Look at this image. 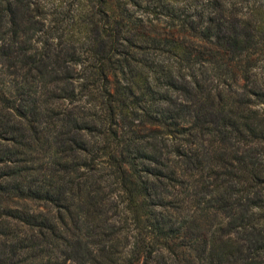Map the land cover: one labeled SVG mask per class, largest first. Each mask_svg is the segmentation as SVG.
<instances>
[{"label": "trees", "instance_id": "trees-1", "mask_svg": "<svg viewBox=\"0 0 264 264\" xmlns=\"http://www.w3.org/2000/svg\"><path fill=\"white\" fill-rule=\"evenodd\" d=\"M0 264H264V0H0Z\"/></svg>", "mask_w": 264, "mask_h": 264}]
</instances>
